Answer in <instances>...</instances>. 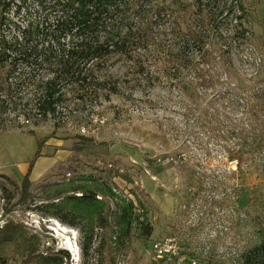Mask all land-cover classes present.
<instances>
[{
  "label": "trees",
  "instance_id": "obj_1",
  "mask_svg": "<svg viewBox=\"0 0 264 264\" xmlns=\"http://www.w3.org/2000/svg\"><path fill=\"white\" fill-rule=\"evenodd\" d=\"M195 1H198L194 13L196 25L193 30L189 26L186 33L173 34L177 48L173 52L167 49L165 36L169 33L157 31L166 24L167 18H172L170 7L176 6V2L0 0V128L7 125L21 128L24 124L38 127L49 121L54 128L43 137L37 136L33 129L26 132L35 139V152L22 176L18 199L14 201V195L2 189L4 215L30 203L33 197L30 173L38 158L52 157L59 150L54 147L52 153L41 154L49 141L59 140L57 133L61 124H67L73 113L69 103L109 102L111 96L119 94L115 82L105 75L115 57L129 62L138 80L146 85L159 83L177 89L185 111L190 116L197 114L195 126L216 142L221 158L236 161V171L246 161L247 171L264 176V66L259 68L263 76L256 72L252 78L239 72L232 60L233 50L240 54L245 52L243 46L252 44L247 10L240 1L231 4L226 17L233 16L234 33L218 36L212 44L216 47L205 49L203 39L207 33L197 30L213 25L215 13L206 8L210 2ZM183 14L184 17L176 19L188 21ZM193 46H197V51L190 49ZM246 77L258 88L247 96V110H252L247 115V123H238L232 121L228 112L229 101L237 91L230 83ZM9 116L14 117L15 126ZM255 117L260 119L259 125H255ZM75 138L85 145V141H91L83 136ZM75 147L79 151L84 148ZM122 178L129 180L126 176ZM218 180H213L212 196L197 194L190 200L189 204L194 202L198 223L189 226L185 234H198L218 212L226 210L227 224L219 232L224 230V235H230V246L219 252L218 236L200 241L194 248L191 242L183 240L180 245L190 250L185 264H196L195 260L198 264H264V189L247 201V207H253L252 215L234 217V211L229 215V210L238 208L246 190L244 182L229 184L234 181L231 175ZM44 188L48 191L45 196L57 201L36 209L79 229L84 259L91 248L95 226L103 228L98 264H114L135 228L133 202L92 177ZM68 193L72 195L62 197ZM76 193L81 196L76 197ZM97 194L117 200L111 220L103 216L106 206L96 199ZM138 225L142 226L139 227L142 235L148 237L149 229L143 223ZM41 247L40 237L23 224L6 219L0 226V264H64V260L70 259L66 251L48 253L41 251Z\"/></svg>",
  "mask_w": 264,
  "mask_h": 264
},
{
  "label": "rangeland",
  "instance_id": "obj_2",
  "mask_svg": "<svg viewBox=\"0 0 264 264\" xmlns=\"http://www.w3.org/2000/svg\"><path fill=\"white\" fill-rule=\"evenodd\" d=\"M166 1L176 2L177 5L170 7L172 18H167L166 24L157 33H169L165 36L167 49L175 52L177 48L173 34L186 33L189 26L193 30L198 1ZM201 1L210 2L206 8L215 13L213 25L197 30L198 33H207L203 39L205 49L215 48L212 44L218 36L234 33L233 16L226 17L227 9L237 1L242 3L247 10V27L253 33L252 44L243 46L245 52L240 54L233 50L232 60L237 70L246 76L253 78L256 72L263 76L259 68L264 66V0ZM220 12L222 15L218 14ZM183 13L188 21L176 19L184 17ZM196 47L190 49L197 51ZM197 55L194 52V56ZM105 75L115 82L119 94L111 96L109 102L69 103L73 113L67 124H61L57 133L59 140L49 141L42 153L50 154L54 147L59 150L51 162L44 160L38 164L39 171L34 175L30 188L33 192L30 203L17 206L10 215L3 214L5 201L2 189L12 193L14 201L18 199L24 166L35 152V139L26 132L33 129L37 136L43 137L54 128L52 121L38 127L24 124L21 128L10 125L0 128V226L6 219L23 224L28 231L40 237L43 252L66 251L63 244L69 242L75 254L66 251L70 259L64 260V264H98V247L104 239L103 228L95 226L91 248L84 259L79 229L69 227L36 209L57 201L54 197L45 196L48 192L45 186L67 181L79 182L92 177L110 186L116 194L131 200L135 207V228L114 264H166L151 249L152 243L157 241H175L185 257L183 264L188 260L186 253L190 251L180 245L183 240L191 242L194 248L198 242L218 236V251L226 250L231 243L230 235H224V230L219 232L227 224L226 210L218 212L214 219L199 229L198 234H185L189 226L198 223L194 202L189 204L190 200L196 198L197 194L201 197L212 196L213 180L219 181L221 177L224 179L231 175L234 181L229 184L242 180L246 190L239 200L237 211L231 207L229 215L234 211V217L247 218V213L252 215L253 210V207H247V201L264 189V176L247 171L246 161L242 163L240 171H236V161L223 160L216 142L209 140L195 126L194 117L197 114L190 116L185 111L184 100L177 89L159 83L146 85L138 80L131 64L121 57H115L109 63ZM234 85L236 95L229 101L227 111L232 121L247 123V115L252 114V110H247V96L258 87L247 77L232 80L230 87ZM9 120L14 125V117L9 116ZM259 124L260 119L255 117V125ZM77 136L90 138L91 141H85L86 145L80 144L81 140L75 138ZM76 145L84 146L83 150H77ZM122 176L129 180H124ZM69 195L72 194L62 197ZM74 195L79 197L81 193ZM96 199L105 204L103 216L111 220L116 212L117 200L101 194H97ZM138 223H143V227L149 229L148 237L142 235L139 228L142 226Z\"/></svg>",
  "mask_w": 264,
  "mask_h": 264
},
{
  "label": "built area",
  "instance_id": "obj_3",
  "mask_svg": "<svg viewBox=\"0 0 264 264\" xmlns=\"http://www.w3.org/2000/svg\"><path fill=\"white\" fill-rule=\"evenodd\" d=\"M156 257L160 258L166 264H183L184 255L180 252V246L173 240H165L162 242H153L152 248Z\"/></svg>",
  "mask_w": 264,
  "mask_h": 264
},
{
  "label": "crops",
  "instance_id": "obj_4",
  "mask_svg": "<svg viewBox=\"0 0 264 264\" xmlns=\"http://www.w3.org/2000/svg\"><path fill=\"white\" fill-rule=\"evenodd\" d=\"M47 144H48V143H47ZM43 150H44V149H43ZM57 151H58V150H57ZM57 151H56L54 154H56ZM41 154L43 155V153H41ZM53 156H54V155H53ZM53 156H52V157H45V156H42V157H40V158H38V159L36 160V162H35V164H34V167L32 168V171H31L30 176H29V178H30L31 181H33L32 179L34 178V175H36V173L39 171V169H37V168H38V164L40 165L41 163H43L42 161H44V160H47V161L51 162V161L53 160ZM50 160H51V161H50ZM28 161H29V160H28ZM24 167H25L24 172L26 173L27 170H28V162L26 163V165H25ZM25 173H24V175H25Z\"/></svg>",
  "mask_w": 264,
  "mask_h": 264
},
{
  "label": "bare ground",
  "instance_id": "obj_5",
  "mask_svg": "<svg viewBox=\"0 0 264 264\" xmlns=\"http://www.w3.org/2000/svg\"><path fill=\"white\" fill-rule=\"evenodd\" d=\"M63 248H64V249H67V250H69L71 253L75 254V251L73 250V247H72V245H71L69 242L63 244Z\"/></svg>",
  "mask_w": 264,
  "mask_h": 264
},
{
  "label": "water",
  "instance_id": "obj_6",
  "mask_svg": "<svg viewBox=\"0 0 264 264\" xmlns=\"http://www.w3.org/2000/svg\"><path fill=\"white\" fill-rule=\"evenodd\" d=\"M66 251H68V250H66ZM70 252V251H69ZM70 254H71V252H70Z\"/></svg>",
  "mask_w": 264,
  "mask_h": 264
}]
</instances>
